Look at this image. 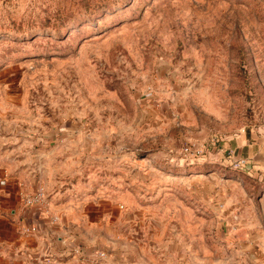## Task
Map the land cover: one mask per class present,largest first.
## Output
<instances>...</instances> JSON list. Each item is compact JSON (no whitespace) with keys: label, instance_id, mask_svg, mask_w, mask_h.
Wrapping results in <instances>:
<instances>
[{"label":"rangeland","instance_id":"obj_1","mask_svg":"<svg viewBox=\"0 0 264 264\" xmlns=\"http://www.w3.org/2000/svg\"><path fill=\"white\" fill-rule=\"evenodd\" d=\"M22 137L95 194L77 207L106 242L144 217L153 264H186L191 222L190 264H264L245 222L264 190V0H0V148Z\"/></svg>","mask_w":264,"mask_h":264},{"label":"crops","instance_id":"obj_2","mask_svg":"<svg viewBox=\"0 0 264 264\" xmlns=\"http://www.w3.org/2000/svg\"><path fill=\"white\" fill-rule=\"evenodd\" d=\"M240 143H235L239 154ZM44 155L31 148L29 137H22L19 147L0 148V264H153L156 261L158 253L153 246L158 233L146 229L149 224L144 217L137 221L139 230L134 234L123 230L116 241L108 236L106 242L104 231L98 234L93 227L95 218L103 221L104 216L95 217L89 212L100 207L95 194L80 193L79 198L75 187H61L64 182L51 176V167L41 165ZM40 186L51 192L47 211L44 207L24 205L21 200V193H31ZM76 200L88 206V213L78 209ZM245 203L246 227L251 228L246 231V243L253 253V246H264V190L259 198ZM25 227L32 229L25 232ZM182 234L183 240L188 241L183 243L181 254L186 264H190L188 256L194 253V246L189 245V238L197 237L199 256L206 252L204 228L195 231L190 222ZM167 247H159L160 253L168 254ZM99 251L105 252L103 257Z\"/></svg>","mask_w":264,"mask_h":264},{"label":"built area","instance_id":"obj_3","mask_svg":"<svg viewBox=\"0 0 264 264\" xmlns=\"http://www.w3.org/2000/svg\"><path fill=\"white\" fill-rule=\"evenodd\" d=\"M183 152L185 154H188L190 152H193L195 154H199L200 150L198 149H191L188 145H185L183 147ZM21 200L24 205L27 206H37L39 208L44 207V211H47L46 206L49 204V195L46 191V189L43 186L38 187L31 193H21ZM55 219V217L53 218ZM32 228L31 227H25L24 231L29 232ZM99 256H104V252L100 251Z\"/></svg>","mask_w":264,"mask_h":264}]
</instances>
